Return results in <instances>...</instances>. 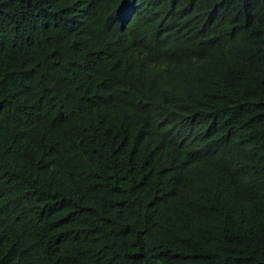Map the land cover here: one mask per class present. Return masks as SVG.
Returning <instances> with one entry per match:
<instances>
[{
  "label": "trees",
  "instance_id": "obj_1",
  "mask_svg": "<svg viewBox=\"0 0 264 264\" xmlns=\"http://www.w3.org/2000/svg\"><path fill=\"white\" fill-rule=\"evenodd\" d=\"M0 264H264V0H0Z\"/></svg>",
  "mask_w": 264,
  "mask_h": 264
}]
</instances>
